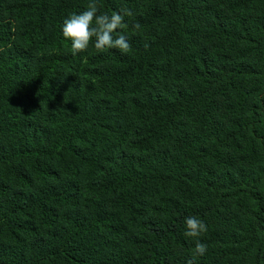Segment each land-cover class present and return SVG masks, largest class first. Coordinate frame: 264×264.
I'll return each mask as SVG.
<instances>
[{
  "label": "trees",
  "instance_id": "obj_1",
  "mask_svg": "<svg viewBox=\"0 0 264 264\" xmlns=\"http://www.w3.org/2000/svg\"><path fill=\"white\" fill-rule=\"evenodd\" d=\"M89 2L0 0V264H264V0H97L131 48L73 55Z\"/></svg>",
  "mask_w": 264,
  "mask_h": 264
},
{
  "label": "clouds",
  "instance_id": "obj_2",
  "mask_svg": "<svg viewBox=\"0 0 264 264\" xmlns=\"http://www.w3.org/2000/svg\"><path fill=\"white\" fill-rule=\"evenodd\" d=\"M132 15L133 12L127 8L111 14L102 12L97 0H90L84 11L72 13L64 19L62 35L71 42L73 55L85 53L90 47H94L97 52L118 49L121 53H127L131 45L122 29L127 27L125 17ZM140 27L138 23L132 25L135 30ZM184 224V235L194 241L193 258L205 255L208 246L200 239L208 231L205 221L197 216H189L185 218ZM187 264H193V260Z\"/></svg>",
  "mask_w": 264,
  "mask_h": 264
}]
</instances>
